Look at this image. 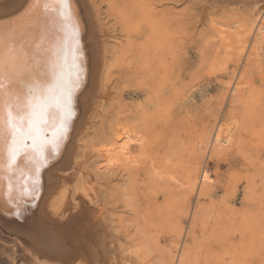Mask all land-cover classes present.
<instances>
[{"label":"rangeland","instance_id":"1","mask_svg":"<svg viewBox=\"0 0 264 264\" xmlns=\"http://www.w3.org/2000/svg\"><path fill=\"white\" fill-rule=\"evenodd\" d=\"M166 7L177 26L161 38L164 44L156 43L163 69L154 87L128 79L131 58L115 71H124L127 96L113 120L140 110L150 135L156 130L153 144L146 155L134 147L115 161L107 145L104 156L89 162L99 194L81 177L71 197L103 204L107 264H264V64L244 42L259 11L242 7L232 14L217 6L224 25L216 26L186 0L160 9ZM235 20L245 24L235 28ZM134 91L140 95H128ZM221 125L230 133L223 147L214 144ZM22 251L0 237V264H32Z\"/></svg>","mask_w":264,"mask_h":264},{"label":"bare ground","instance_id":"2","mask_svg":"<svg viewBox=\"0 0 264 264\" xmlns=\"http://www.w3.org/2000/svg\"><path fill=\"white\" fill-rule=\"evenodd\" d=\"M173 1L73 0L71 5L73 23L79 25L78 35L82 46L80 60L83 61L81 66L86 79L80 82L79 87L74 89L71 95V104L74 109L73 120L69 121L71 143L68 145V152L71 155V160L70 163L65 162L51 173V175L59 177L58 180L49 179L46 169H41L43 183L39 192L38 208L29 209V197L27 196L17 199V203L25 210L23 220L15 218L14 208L8 203L9 195L17 198L23 191L30 190L34 169L40 163L41 157L39 150L30 146L23 150L15 165L9 164L11 132L7 124L8 112L11 110L14 116L18 117L30 112L35 113L37 109L29 106L24 97L16 94L15 89L10 93L9 88L15 81L5 79L4 101L3 104H0V123H2V129H0V237L7 236L12 243L25 252L27 259L29 258L34 264H51L48 252L39 248L35 250L30 248V244L33 242V225L36 218L45 211L53 221H60V218L64 217L61 223L70 230L73 213H69L68 210L76 207L77 213L75 214H78L79 208L84 204H87L95 213L94 220L102 227L100 229V247L91 241H86L81 254L84 261L94 259L97 264L106 263L109 225L104 206L103 204H99V207L96 206L95 200L93 202L92 199L73 201L72 190L74 185L79 184L81 177H87L90 180L89 185L97 195L99 194L96 187L98 174L90 168L89 162L93 158L104 156L108 150L107 145L112 146L109 150L113 152L112 161H115L122 159L134 147L139 150V155H146L150 144H153L156 130L150 135L140 110H136L131 116L115 117L114 122L116 105L126 95L123 87L126 82L124 71L121 70L122 73L119 74L115 71L119 68L125 69L124 60L131 58L135 68L128 75V79L134 82V86L145 85L146 88H149L148 85H150L154 87L153 84H156V79L161 76L163 69L162 51L157 52L156 43L164 44L165 42L163 43L161 38L169 35L177 26L175 12L171 8L166 7L161 10L160 7L168 6V3ZM175 1L177 2V0ZM186 2L199 6V9L203 11L201 13L203 20L216 26L224 25L222 19L216 18L218 15L217 6H221L223 11L232 8V14L242 7L258 10V18L247 27L250 37L244 42L248 41V44L250 42L249 49L253 48L257 57L261 59V63L264 64V60H262L264 58V0H186ZM3 3H6V0H0V4ZM50 8L52 10L47 14L41 13L27 23L22 21L14 25L20 35H27L28 51L35 52L38 59L34 61L30 56L27 65L22 62L9 65L10 52L8 50L5 51L4 57L5 65L17 71L19 77L30 84L39 86L40 95L55 96L59 95L65 86H71L76 76L73 67L72 24L66 25L60 14L59 4L52 3ZM221 17L225 18L224 14H221ZM243 23L245 24V20H235V28ZM144 40L150 42V48L143 46ZM236 90H238L237 87ZM128 95L138 96L140 94L134 91ZM260 100L262 98H259L258 102ZM120 108L122 109L121 106ZM51 111L54 113V118L51 121L50 132H55L59 127L62 112L55 105ZM254 111L257 121L260 118V113ZM77 112L78 118H76ZM125 113L124 109L119 111V115ZM135 117L137 118L136 122H125ZM115 123H119V127H115ZM229 138V131L221 125L216 130L214 144L223 147L228 143ZM241 144L242 148L244 143ZM257 146L262 150L259 144ZM52 147L53 144L49 143L44 153L49 157L50 164L55 159L51 156ZM61 147H63L62 142ZM244 147L245 145H243ZM260 150L257 151L260 152ZM257 153H255L256 157ZM258 160L260 162V158ZM130 197L132 198V196Z\"/></svg>","mask_w":264,"mask_h":264},{"label":"snow or ice","instance_id":"3","mask_svg":"<svg viewBox=\"0 0 264 264\" xmlns=\"http://www.w3.org/2000/svg\"><path fill=\"white\" fill-rule=\"evenodd\" d=\"M52 3L60 5V14L66 25L72 24L73 67L76 76L71 86H65L60 94L55 96L40 95L39 86L30 84L19 77L17 71L5 65L4 57L5 51L8 50L10 52L9 65H15L18 62L27 65L30 56L34 61L38 59L35 52L28 51L27 35H20L14 25L22 21L27 23L41 13L47 14L52 10L50 8ZM72 3L73 0H6V3L0 4V104L4 101V81L8 79L15 81L9 88V92L12 93L15 89L16 94L24 97L29 106L37 109L35 113L30 112L18 117L14 116L11 110L8 112L7 124L11 132L9 164L15 165L23 150L30 146L38 149L41 157L40 163L34 169L30 190L23 191L17 198L9 195L8 203L14 208V216L18 220L25 218V210L17 203V199L27 196L29 197V209H36L39 206V192L43 183L41 169H46L49 179L58 180L59 177L51 173L65 162L70 163L71 160L68 152V145L71 143L69 121L73 120L74 111L71 95L73 90L79 87L80 82L86 79L81 66L83 61L80 60L82 46L78 35L79 25L73 23ZM54 105L62 112V118L56 131L50 132L51 121L54 118L51 109ZM76 118H78V112ZM0 129H2V123H0ZM61 142L63 147H61ZM49 143L53 144L51 156L55 158L51 164L49 157L44 154ZM68 212L73 213L70 230L61 223L64 217H61L60 221H53L46 211L39 215L33 225V242L30 248L33 250L39 248L48 252L51 264H82V261L83 264H97L94 259L84 261L81 250L85 247L86 241H91L100 247L102 225L95 222V213L87 204L79 208L78 214H75L77 213L76 207L70 208Z\"/></svg>","mask_w":264,"mask_h":264}]
</instances>
